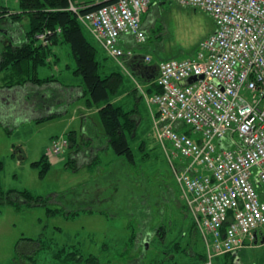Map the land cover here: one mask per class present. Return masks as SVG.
Wrapping results in <instances>:
<instances>
[{"label":"rangeland","instance_id":"374dc122","mask_svg":"<svg viewBox=\"0 0 264 264\" xmlns=\"http://www.w3.org/2000/svg\"><path fill=\"white\" fill-rule=\"evenodd\" d=\"M6 4L5 18L17 15L18 26L27 31L29 20L21 16L16 1L5 0ZM0 5H4V0H0ZM142 25L146 41L136 44L135 52L141 57L148 55L153 64L159 60L193 57L199 43L214 30L212 19L201 10L153 0L142 16ZM83 33L99 49L85 29ZM57 46L61 49L55 48V52L53 48L56 54L52 50L48 62L35 68L33 75L42 83L52 78L53 74L45 71L56 57L61 68L69 64L75 67L69 46ZM98 56L108 70L106 75L113 72L121 75L118 94L132 90L135 95L137 128L135 139L130 140L134 165L116 161L110 149L100 155L98 164L93 167L91 161L96 159L95 154L84 156L80 150L71 155L65 150L60 156L47 157L54 139L63 137L69 141L75 137L76 143L81 141L80 112L88 114L94 122V129H89L94 132L92 137L99 136L102 127L98 112L87 106L85 98L78 99L62 117L26 122L13 129L0 126L2 189L24 190L35 197H46L47 207L62 210V213L50 215L43 206L24 207L16 212L0 205V264H11L16 253L29 256L40 247L25 239H39L44 247L36 255L37 264L52 263L50 254L60 248H66L67 252L77 250L83 258L96 257L97 264H235L231 257L211 263L204 258L203 238L194 229L171 169L172 162L178 165L182 161L177 157L169 158L156 142L154 112L149 104L151 94L147 93L152 84L147 85L138 76L134 83L124 74L125 65L108 57L102 49ZM75 78L80 85L81 78ZM17 149L22 151L19 157L14 154ZM71 156L75 162L66 168L64 162ZM35 162L38 163L36 167L33 166ZM139 201L142 206L146 203L148 206L147 212L142 214L144 218H141L143 210ZM75 211L78 216H66ZM239 257L241 264H264V245L248 249ZM17 264L27 262L19 260Z\"/></svg>","mask_w":264,"mask_h":264},{"label":"built area","instance_id":"2783aa9c","mask_svg":"<svg viewBox=\"0 0 264 264\" xmlns=\"http://www.w3.org/2000/svg\"><path fill=\"white\" fill-rule=\"evenodd\" d=\"M153 1L201 10L214 24L193 57L154 63L159 92L149 96L156 142L182 161L171 169L211 263L251 245L254 234L264 237V0ZM151 3L93 0L70 10L102 50L122 62L133 54L119 39L145 43L142 16ZM142 63L153 65L149 56ZM192 77L202 78L185 84ZM67 145L63 137L53 140L49 155Z\"/></svg>","mask_w":264,"mask_h":264},{"label":"trees","instance_id":"16d2710c","mask_svg":"<svg viewBox=\"0 0 264 264\" xmlns=\"http://www.w3.org/2000/svg\"><path fill=\"white\" fill-rule=\"evenodd\" d=\"M18 11L29 20L27 31H23L18 26V16L5 18L8 9L4 5H0V22H9L15 28V34L18 35L19 42L14 44L13 48L5 50L0 54V73H4V82L8 85H22L29 83L32 85L42 84L41 80L35 77V68L43 66L48 62L49 56L53 48L59 44L68 45L75 66V76L81 78L80 93L78 99L86 100L87 106L95 108L98 112L102 135L93 137L96 141L106 140L107 147L117 157L116 161L123 164L134 165V156L130 147V140L135 139L136 122L132 119L133 113L127 112L121 106L112 103V97L117 95L122 86V77L119 73H111L104 76L100 71L99 49L95 47L83 33L84 27L77 18V14L70 10V7H84L92 3L93 0H15ZM100 7L91 6L80 10L81 14L88 13ZM20 16V17H21ZM4 18V21H3ZM11 19V20H10ZM21 33L23 36H20ZM38 36H43L38 38ZM31 67V70L28 68ZM146 82V81H144ZM152 87L147 90L148 94L159 92V88L150 81ZM61 112L49 113L47 117L37 119L40 122L57 116ZM5 129H13L17 126L1 125ZM55 140V139H54ZM85 140V139H84ZM53 141V140H52ZM52 143V142H51ZM69 144V141H68ZM68 146V145H67ZM67 148V147H66ZM66 149H64L65 151ZM64 151L57 155L60 156ZM50 155L47 153V157ZM45 157V158H47ZM48 162V160L46 159ZM74 159L65 161L66 168H69ZM98 159L91 161V166L98 164ZM118 163V162H117ZM34 167L38 163L33 164ZM0 163V170L2 169ZM91 168V167H90ZM49 200L46 197H35L27 191H19L16 189L3 190L0 185V205L13 208L16 212H20L27 208L37 206L46 207V211L50 215L62 213L60 209H50L47 207ZM140 208L144 211L148 208L147 203L143 205L138 202ZM156 204V203H155ZM68 218L78 216V211L66 214ZM141 218H144L142 215ZM29 243L39 244V248L29 256L16 253L11 264H17L22 260L27 264H37L36 255L44 250L41 241L25 239ZM66 248H60L57 252L50 254L52 263L49 264H97V258L90 256L83 258L76 251L67 252ZM47 254V253H45ZM49 254V253H48ZM47 254V255H48ZM206 260V256L204 257Z\"/></svg>","mask_w":264,"mask_h":264},{"label":"crops","instance_id":"0c3cea01","mask_svg":"<svg viewBox=\"0 0 264 264\" xmlns=\"http://www.w3.org/2000/svg\"><path fill=\"white\" fill-rule=\"evenodd\" d=\"M4 6L7 8V4L5 5V0ZM15 32L16 31L13 24L9 25V22L0 24V54L7 49L13 48L15 46L14 44H17L19 42L18 35L15 34ZM20 36H23V34L21 33ZM90 37L92 38L91 35ZM119 45L123 50L131 51L133 54L132 59L121 60L123 65H125L123 66L124 74H126L134 83L135 76H138L142 82L146 81L144 83H148L147 85H149L150 81L153 82L154 78L157 75L156 66L154 64L145 65L142 63L143 56L141 57L136 54V44L131 39V37L121 36L119 39ZM55 48H57L56 50H59L61 49V46H55L54 50ZM54 50L53 53L56 54V50L55 52ZM100 65L103 66L102 63H100ZM60 66L61 65L58 61V57H56L52 61L49 70L47 69V71H45V73L53 74L52 78L48 82L39 85H32L29 83L13 86L8 85L3 80L5 77L4 73H0V126L5 124L9 125L10 123L18 127L22 123L36 121L37 119L47 117L49 116L48 114L52 112H61V114L53 117L64 116L67 113L69 107L72 104L76 103V101L78 100L77 95L78 93H80L81 89L80 85L77 84V79L75 78V67L72 68L70 64L66 67L63 66V68H61ZM100 71L101 74L105 76L111 74L110 73L106 75V72L108 70L105 66H103V69H100ZM62 75H64L65 77L62 78ZM72 76L73 79H71ZM79 84H81V82H79ZM132 92L133 91L131 90L122 95H119L117 93V95L114 96L115 99L111 101L114 105L121 106L127 112L133 113L135 112V95ZM130 96L134 97L128 99V97ZM125 98H127L128 101L126 100L125 102H122ZM124 105H126L127 107H125ZM80 117L82 118L81 129L83 138L81 137V141L76 143L75 137H71L69 139V146L68 148H66V152H70L71 155L80 150V152H82V155L84 156L88 154H95L96 159H98L99 161L100 155L104 153V151L109 150V148L107 147V142L104 139L99 142L92 137V133L94 132H89V129L92 130L95 126L94 122L90 119L88 114L80 112ZM132 119L135 121V113H133ZM102 132L103 130L101 129L99 136L102 135ZM14 154L17 156L22 155V151L20 149H17ZM71 157V159H74V156ZM18 160L22 161L21 158H18ZM65 161H67V159ZM263 245L264 243L261 244L258 242V244H254L252 242V245H247L246 247L239 249L232 255L217 257L214 260L231 257L235 264H241L239 257L240 254L248 249L259 248ZM135 246L136 248H138V245L135 244Z\"/></svg>","mask_w":264,"mask_h":264},{"label":"water","instance_id":"95a60500","mask_svg":"<svg viewBox=\"0 0 264 264\" xmlns=\"http://www.w3.org/2000/svg\"><path fill=\"white\" fill-rule=\"evenodd\" d=\"M199 78L201 79L202 77H192V78L188 79V80L185 82V84H191L192 82L197 81ZM254 238H255V243H257L258 235H257V234H254ZM260 243H261V244L264 243V238L261 240Z\"/></svg>","mask_w":264,"mask_h":264}]
</instances>
